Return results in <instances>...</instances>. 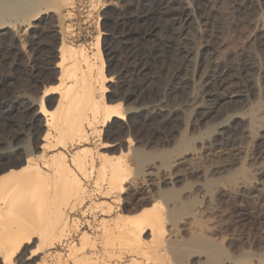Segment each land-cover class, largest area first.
<instances>
[{
	"label": "bare ground",
	"instance_id": "6f19581e",
	"mask_svg": "<svg viewBox=\"0 0 264 264\" xmlns=\"http://www.w3.org/2000/svg\"><path fill=\"white\" fill-rule=\"evenodd\" d=\"M56 1V11L75 2ZM119 1L90 0L91 9L103 5L104 15L91 47L73 40L71 10L33 8L55 0L0 4V87L8 68L11 78L27 71L36 89L18 88L0 100V127L12 131L0 137V264H264V245L261 252L252 246L237 255L231 243L211 236L196 213L203 204L249 205L256 184L264 183V65L258 62L264 0H121V7ZM218 2L229 4L234 24L253 26L252 48L240 64L215 61L223 42L222 28L215 26ZM156 18L167 23L165 34L152 23ZM138 21L149 30L134 32ZM205 26L215 33L206 42ZM44 32L56 46L53 63L40 69L35 59L21 62L19 50L33 51ZM141 44L148 49L143 52ZM7 47L13 59L4 53ZM120 47L126 61L118 70L112 63ZM44 69L53 73L48 82L41 78ZM192 71L203 81L202 103L190 95ZM161 80L154 99L133 101ZM251 100L259 111L249 109ZM192 104L196 126L210 123L213 135L197 148L188 145L170 167L181 166L205 144H232L240 134L257 133L252 153L258 164L247 166L248 154L234 153L221 167L223 175L221 168L155 173L161 166L145 163L132 147L135 128L156 118L178 132L176 123ZM155 176L158 185L147 179Z\"/></svg>",
	"mask_w": 264,
	"mask_h": 264
},
{
	"label": "rangeland",
	"instance_id": "374dc122",
	"mask_svg": "<svg viewBox=\"0 0 264 264\" xmlns=\"http://www.w3.org/2000/svg\"><path fill=\"white\" fill-rule=\"evenodd\" d=\"M17 1L18 0H0V4L4 5L7 8L13 6ZM28 1L30 0H27V2ZM56 3L57 1L55 0V2L49 3L48 6L46 4L45 6L35 5L33 8L35 9V11H38L41 8V7L39 8L38 6H42V8H45V11L47 10L46 13L49 12L50 14H54V12H57L58 14H62V13H66L67 10H71V12L73 13L72 23L74 25V30H75L74 31L75 33L72 37L73 40H76V42L78 43L83 42L84 44H87L88 46L91 47L92 46L91 43L94 41V38H96V35L98 36L99 30H103V20H104L103 19L104 15L102 13L103 5L99 6V8L97 7V9H91L90 0H75L74 6L72 8L69 7L67 9L66 6L64 7L61 6L59 8L60 10L56 11L55 9L57 8L54 6L56 5ZM121 4L122 3L120 0L119 7H121ZM218 7L220 13L215 18V22H216L215 26L218 25L221 26L223 33L222 34L223 42L221 44V47H219V51L215 57V61L219 63L232 62L234 64H240L242 58L252 48L250 46L249 40H250V35L253 31V26H250L247 23L234 24L233 20L230 18L231 15H230V9L228 3L218 2ZM88 9H91L92 11ZM138 11H139L138 7L134 6L132 12L137 13ZM97 14L101 15L100 19L98 18ZM110 21H109V27L113 28L114 24L112 23L110 24ZM156 21L159 22L157 23ZM141 23L142 22L138 21L136 22L135 25H133L134 32L141 33L146 30H149L148 29L150 28L149 25L143 23L141 24ZM152 23L154 25H159L162 28L160 34H165L167 23L163 19L156 18ZM211 28L212 27L210 26L209 27L205 26V37H204L205 42L207 40H211L212 38H214L215 33L211 32ZM46 34L48 35V33L44 32L43 35H41V41L39 40L40 44L36 45L33 51L31 50L30 52L25 53L21 48V50H19L17 54V58L21 60V62L27 61L28 59L30 60L31 58L35 59L39 67H41L40 69L47 67L46 66L47 64L51 65L53 63V60L51 59L50 53L53 51L54 48H56V46L55 44L53 45L52 39H50ZM198 42L199 44L197 45V47L200 46L201 44L200 41ZM141 49L144 52L148 49V47L147 45L141 44ZM11 50H12L11 48L7 47L4 49L5 51L4 53L7 55V57L13 59L14 57L10 53ZM125 52L126 50L124 48L122 47L118 48V54L116 59L117 61L114 60V62L112 63V66L115 69L118 68L119 70L123 68L122 66H124L126 61ZM104 53H106V51ZM258 62L264 65V51L258 52ZM174 64L177 63L175 62ZM151 67H153L152 70L158 71V65L152 64ZM47 69H44V72L40 73L43 82H48L53 76V73L51 71H48ZM166 71L167 72L169 71L168 67H166ZM24 72H26V74L23 73V75H19L17 77L11 78L9 76L11 75L10 69L7 68L5 69V71H3L5 75L7 74L9 75H7L6 77L7 80H5L3 86L0 87V100L9 98L12 95V93L15 91V89L18 88L32 92L36 91V89H34V87H32L31 85V80L27 78L28 72L27 71ZM190 76L193 82L192 84L193 87L190 91L191 92L190 95L193 98V102L202 103L204 99L203 98L204 88L202 83L203 81L200 79V74H198L195 71H192ZM160 85H162V80L157 82L156 84H153L152 85L153 88L149 86V88H147L144 92H142L143 94L141 93L140 96L136 95L133 98V101L139 103L142 100L154 99L155 94H157L158 90L161 88ZM261 89H262V94L264 95V83L261 84ZM220 92L221 94L227 93V91H225L224 89H221ZM255 105H256V101L251 100L249 109H252V111L257 112L260 109H257ZM227 106L228 107L225 108L227 109L231 108V105H227ZM262 108H264V104ZM194 112L195 111L193 104L192 106L184 107L182 112L183 114H181V119H179V123L178 122L176 123L177 125H180L179 127L180 129L178 132H176L175 127H173L172 125L171 128L170 126H168L169 128L168 127L164 128L159 123L160 122L159 119L157 120L156 118L145 121L141 120L139 123V125L141 124L139 128H135L132 136L134 139L132 147L136 149L138 147L140 149V152L144 154L145 163L148 162L151 164L155 163V165L161 166V169L155 170V173H175V174L178 173L180 175H184V173H187L192 168H199V169L203 168L205 170L211 169L216 171L217 170L216 168H221L224 165H226L229 161L230 155L234 153H240V154L242 153L240 156H246L248 154V157L245 161L247 166H251L254 163L258 164L259 159L252 152L254 150L255 143L259 133H257V135L251 134L248 137L245 136L244 134H242L243 136L240 134L236 136L235 142L232 144H230L229 142L223 145L217 144L214 147L213 146L210 147L209 144H205L204 148L206 149L202 148V152L200 153L199 151H195L194 153H196V156L193 157L188 156V160H186V162L183 163L181 166L170 167L171 164H173L171 162H173L174 159L181 152H183V150H186L188 145H192L197 148L201 145L200 141L205 139V143H207L213 135V130L211 131L212 128H209V126L211 125L210 123L203 124L202 126H196V123L193 120ZM1 127H0V135H1L0 137H3L7 133L12 135L11 130H9L6 127L4 128ZM3 129L4 130L6 129L5 131L6 133L3 132L4 131ZM256 132H260V131H256ZM145 156L147 157L145 158ZM134 166L136 167L135 173H140L139 165L135 164ZM220 172L222 173V175L226 173L223 168H221ZM147 179H149V183L155 185L156 184L158 185L160 182L158 176L147 177ZM252 195L254 196L252 198V203H250L249 205H246L245 203L241 204L242 202L238 203L239 204L238 209L233 207V205L230 206L227 203L225 204L224 201L221 207H218L217 209L216 208L210 209L207 204H203L201 205V207L196 209L197 214H201L202 216H204V219L208 224V228H209L208 231L210 232L211 236L215 237V239H217L218 241L224 242L225 244L231 243L233 245L232 250L237 255H239L241 252L243 253L244 247L249 249L250 247L253 246L257 252H261V245H264V215H263L264 183L262 184L259 182L258 184H256V189L251 194V197ZM181 228L183 229L184 233H187L190 230V227L189 225L187 226V224H181ZM251 233L253 234L252 235L253 241L250 240ZM249 263H250L249 260H245L243 262V264H249ZM252 264H262V263L257 262L255 260V262H253Z\"/></svg>",
	"mask_w": 264,
	"mask_h": 264
}]
</instances>
